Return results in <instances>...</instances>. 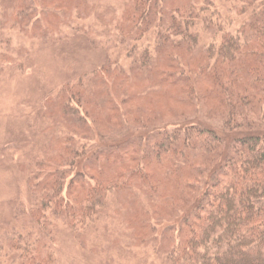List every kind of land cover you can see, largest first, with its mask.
<instances>
[{
  "label": "rangeland",
  "instance_id": "rangeland-1",
  "mask_svg": "<svg viewBox=\"0 0 264 264\" xmlns=\"http://www.w3.org/2000/svg\"><path fill=\"white\" fill-rule=\"evenodd\" d=\"M155 1L0 0V264H173L169 252L180 237L172 230L192 204L172 184L186 181V169L175 170L185 157L173 153L179 137L172 132L195 124L229 143L243 131L226 125L198 75L191 91L162 80L168 69L212 66L217 55L204 50L212 40L209 14L201 15L198 44L189 46L171 32L170 13L191 2ZM192 1L211 2L225 16L232 8L231 0ZM257 108L245 131L264 128V107ZM113 145L153 165L156 191L138 181L103 191L93 217L71 227L54 208L87 204L67 190L77 172L70 152L84 163ZM60 165L65 189L55 201L49 173Z\"/></svg>",
  "mask_w": 264,
  "mask_h": 264
},
{
  "label": "trees",
  "instance_id": "trees-1",
  "mask_svg": "<svg viewBox=\"0 0 264 264\" xmlns=\"http://www.w3.org/2000/svg\"><path fill=\"white\" fill-rule=\"evenodd\" d=\"M231 1L227 16L220 14V8L211 2L194 6L192 0L174 7L170 13L171 32L180 35L181 42L187 40L189 46L198 44L201 15L209 14L206 21L210 24L206 28L212 40L204 45V50L209 58L217 57L212 66L196 72L168 69L164 76L160 75L162 80L191 91L188 82L194 74L198 75L227 114L226 125L243 131L229 143L216 131L195 124L183 129L176 127L172 132L179 137L173 142L179 145L172 147L173 153L177 150L185 157L182 165H175V170L186 169L184 186L180 179H174L172 184L176 190L182 189L187 208L192 204L183 224L178 229L169 228L178 231L176 235L180 237L169 252L173 264H264V128L245 131L251 126L248 117L252 110L257 111L258 105L264 107V0ZM148 106L151 108V103ZM117 147L108 146L94 158L87 155L84 163H77V150L70 152L75 160L70 165L77 172L67 190L70 195H85L87 204L73 211H70L74 207L71 201L54 203V208L71 227L77 225V218L93 217L96 202L102 201L98 195L103 191L107 193L133 181L150 186L153 165L151 169L150 164L141 166L137 151H118ZM161 170L172 171L169 167ZM63 172L60 165L49 173L55 182V201L65 189ZM200 185L202 191H198ZM149 189L156 191V186L153 184Z\"/></svg>",
  "mask_w": 264,
  "mask_h": 264
}]
</instances>
